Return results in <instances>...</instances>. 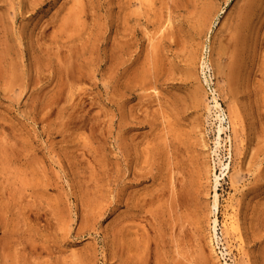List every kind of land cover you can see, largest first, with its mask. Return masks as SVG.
Returning <instances> with one entry per match:
<instances>
[{
    "label": "rangeland",
    "instance_id": "374dc122",
    "mask_svg": "<svg viewBox=\"0 0 264 264\" xmlns=\"http://www.w3.org/2000/svg\"><path fill=\"white\" fill-rule=\"evenodd\" d=\"M0 264H264V0H0Z\"/></svg>",
    "mask_w": 264,
    "mask_h": 264
},
{
    "label": "bare ground",
    "instance_id": "6f19581e",
    "mask_svg": "<svg viewBox=\"0 0 264 264\" xmlns=\"http://www.w3.org/2000/svg\"><path fill=\"white\" fill-rule=\"evenodd\" d=\"M252 3V2H251ZM161 25H159V27H160ZM161 28V27H160ZM163 28V27H162ZM158 30H160V29H158ZM162 30V29H161ZM158 33H159V31H157ZM165 35H167V34H164V35H162V37L161 38H163V37H165ZM167 37V36H166ZM159 39H160V37H159ZM163 40V39H162ZM151 66V65H150ZM152 69V68H151ZM148 70H150V69H148ZM148 70H145L146 72L148 71ZM139 72V71H138ZM150 72V71H149ZM135 74V73H134ZM139 74H142L143 76H144V74H143V72H139ZM139 74H138V76H139ZM145 75H146V73H145ZM147 75H149V77H147V78H151L150 77V73H148ZM153 75V74H152ZM135 76H136V74H135ZM143 76H142V81H140V77H133L132 76V78H136L135 79V82L137 81L138 83H139V86L138 87H141V85H140V83L142 82L143 83V81L145 80L144 78H146L145 76H144V78H143ZM134 82V83H135ZM148 82V81H147ZM147 82H145V83H143V85H142V88H143V86H144V84H145V86H149V85H146V83ZM132 84H133V82H131ZM136 85H138L137 83H135ZM148 84H150V85H153L152 83H149L148 82ZM134 85V84H133ZM133 85H131V86H133ZM134 87H135V85H134ZM137 87V86H136ZM215 106H218V104H217V102H215ZM133 117V116H132ZM134 118V117H133ZM219 131H220V129H218ZM132 138V137H131ZM169 145H168V149H167V153H168V155H167V168H168V176H169V178L167 179L168 180V192L166 191V194H167V198H165L166 199V217H167V219H165L166 220V222H165V224H162L161 223V225H165L164 226V231H166L165 232V235H167V236H169V243L171 242H174L175 240H176V237H175V233H179L178 231H175V229L176 228H178V230H181V227H182V224H183V222L182 221H180V220H178V216H180L179 215V211L181 210V208H182V206H181V193H182V191H178L179 189L178 188H181L182 186H178L179 185V183H177L178 181H180L179 180V178L177 177V174L179 173V171H180V167H179V165H178V163H177V161H176V159H175V156H174V154H173V151H172V149H173V143L171 142V143H168ZM135 168L133 169H131V172H130V174H131V179L132 180H130V181H137V175H138V173L136 174L135 173ZM132 171H134V172H132ZM136 172H137V170H136ZM141 174V173H140ZM139 174V175H140ZM152 178V177H151ZM153 180V179H152ZM135 181V182H136ZM139 181V180H138ZM134 182V183H135ZM160 183V182H159ZM176 184H178L177 185V188H176ZM129 185H131V184H129ZM133 185V184H132ZM122 186H124V185H122ZM132 187V186H131ZM120 188H122V187H120ZM178 189V190H177ZM125 190V189H124ZM154 190H157V189H154ZM154 190H152V191H154ZM132 191V190H131ZM130 191V192H131ZM121 193H122V190L120 191ZM135 192V191H134ZM120 193V196H123L122 194ZM131 193H133V191L131 192ZM152 193H154V192H152ZM166 194L165 193H163V195H165L164 197H166ZM128 195H129V193H128ZM128 195H127V197H128ZM136 195H134L133 197H131V198H133V199H135L134 197H135ZM155 197H157L158 198V196H156L155 195ZM129 198H130V196H129ZM130 198V199H131ZM129 199V200H130ZM138 199H140V198H137V200ZM127 200V199H126ZM136 200V199H135ZM135 200L134 201H132L131 202V208H136V204H135ZM131 201V200H130ZM120 202H122V200L120 201ZM136 202H138V201H136ZM164 203V204H165ZM216 204H217V195H216V193H214V196H213V205H214V208L216 207ZM127 205V204H126ZM129 205V204H128ZM165 210V209H164ZM182 210H183V208H182ZM134 214V213H133ZM131 217H133L132 215H131ZM228 221H225V223H224V225L226 226V227H229L232 223H231V220L230 219H227ZM159 223L161 222V221H158ZM158 223V224H159ZM213 223L215 224L216 223V218H213ZM160 226V225H159ZM160 229H162V228H159V231H160ZM161 233H162V231H160ZM159 232V233H160ZM160 233V234H161ZM159 234V236H162V235H160ZM163 237H164V235H163ZM175 237V238H174ZM162 239H164V238H162ZM172 239H174V241L172 240Z\"/></svg>",
    "mask_w": 264,
    "mask_h": 264
}]
</instances>
